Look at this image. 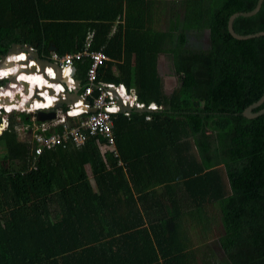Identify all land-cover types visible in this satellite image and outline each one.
<instances>
[{"label": "trees", "instance_id": "1", "mask_svg": "<svg viewBox=\"0 0 264 264\" xmlns=\"http://www.w3.org/2000/svg\"><path fill=\"white\" fill-rule=\"evenodd\" d=\"M257 1L0 0V60L14 44L80 52L94 32L109 57L97 81L162 107L114 114L112 146L91 137L35 167L13 122L0 135V264H264V114L243 115L264 92V36L227 28ZM232 28L264 32V0ZM90 64H76L83 86Z\"/></svg>", "mask_w": 264, "mask_h": 264}, {"label": "built area", "instance_id": "2", "mask_svg": "<svg viewBox=\"0 0 264 264\" xmlns=\"http://www.w3.org/2000/svg\"><path fill=\"white\" fill-rule=\"evenodd\" d=\"M93 38L94 32H90L85 48L80 52L65 55L51 52L49 58L40 56L42 60L51 63L49 65H42L37 58L33 57L32 54L37 51L32 47L29 51L17 52L29 58L28 62H22L24 66L22 71L40 72L46 79L47 83L43 86L51 97V105L46 103L47 100L44 99L43 90L38 83L35 84H38L39 88L34 87L35 85L31 82L23 83L20 75L11 74L10 70L6 75H0V135L15 122V131L19 139L34 145L33 167L36 166L38 157L45 151L57 147L81 148L91 137L107 139L112 146L115 141L114 114L122 113L130 116L133 110L148 109L153 112L162 109L155 103L146 105L141 102L136 91L129 90L124 84L97 81L98 71L104 62L109 61V57L101 50L92 49ZM12 54L13 52L4 55L5 59H1L0 63L2 61L7 63L0 65V69L13 66L8 61ZM86 58L90 59L91 64L87 72L86 86H83L82 81L76 76V64ZM47 84H54L57 89L53 88L52 91ZM11 89L14 90V96L8 97ZM74 93H77L76 98ZM38 101H43L46 105L39 107ZM64 105L66 108L63 107ZM39 112H53L56 117L40 121ZM24 116L29 118L24 119ZM150 119L151 117L148 116L147 120ZM97 142L100 144L99 139ZM102 149L105 151L106 146Z\"/></svg>", "mask_w": 264, "mask_h": 264}, {"label": "water", "instance_id": "3", "mask_svg": "<svg viewBox=\"0 0 264 264\" xmlns=\"http://www.w3.org/2000/svg\"><path fill=\"white\" fill-rule=\"evenodd\" d=\"M263 0H258L257 1V4L255 6V8L249 12H240V13H234L233 15L230 16L229 20H228V24H227V28H228V31L230 33V35L237 39V40H247V39H251V38H255V37H260V36H264V32H258V33H255V34H250V35H238L237 33H235V31L233 30L232 28V25H233V21L236 17L238 16H242V17H250V16H253L255 15L260 7H261V4H262ZM31 47H28V46H21V45H17V44H14L12 46V48L10 49L9 53L11 52H19V50H26V51H29ZM50 51L51 52H57V48L56 47H51L50 48ZM33 57L37 58L41 63L42 65H46V64H51L47 61H44L40 58V54L38 52H34L33 54ZM2 59L4 60L5 57L2 56ZM5 62L2 61L0 63V65H5L4 64ZM75 71V69L73 70ZM26 93H28V91H26ZM74 97L76 98L77 97V93H74ZM264 101V92H263V95L262 97L260 98V100L256 103H254L253 105H251L250 107L246 108L243 112V115L249 119L251 118H255V117H258L262 114H264V108L259 110L258 112L256 113H253L252 110L257 108L259 105L262 104V102ZM141 113H147V112H151L150 110L148 109H145L143 111H140ZM56 117L55 113H45V112H39L38 113V119L40 121H45V120H51V119H54Z\"/></svg>", "mask_w": 264, "mask_h": 264}, {"label": "bare ground", "instance_id": "4", "mask_svg": "<svg viewBox=\"0 0 264 264\" xmlns=\"http://www.w3.org/2000/svg\"><path fill=\"white\" fill-rule=\"evenodd\" d=\"M18 56H21V58H19ZM28 59L29 58L26 55H19L17 52H13L12 57L8 60L11 64H13V66L10 67V68H8V66L5 67V68H1L0 69V75L1 76L6 75L7 72L10 70L9 73H11L13 75H18V76L20 75V80L23 83L25 82V83L29 84L31 82V83H33L35 85L34 87H38V88H39V85H41V89L43 90V93H44V99L47 100L46 103L51 105V103H50L51 102V97L46 93L47 89L43 86L44 84L46 85L47 82H46V79L42 76V74L40 72H37V73L36 72L25 73V71H22V67H24L22 62H28L29 61ZM16 62H18V63H16ZM6 63L7 62H5L4 64L6 65ZM17 64H19V65H17ZM16 66H19L18 70H17ZM29 74H31V75H29ZM34 78L36 80H34ZM35 83H38L39 85L35 84ZM47 85L49 87H51L52 91H53V88L57 89V86L54 85V84H52V85L47 84ZM48 86H46V87H48ZM9 93L10 94L8 95V97L14 96V90L13 89H11L9 91ZM42 102L43 101H38L37 105L39 107H42V105L45 106L46 105L45 102H43V103Z\"/></svg>", "mask_w": 264, "mask_h": 264}, {"label": "rangeland", "instance_id": "5", "mask_svg": "<svg viewBox=\"0 0 264 264\" xmlns=\"http://www.w3.org/2000/svg\"><path fill=\"white\" fill-rule=\"evenodd\" d=\"M205 36H206V34H204V39H206ZM190 38H192V37H190ZM201 38H203V35L201 36ZM18 57L21 58V56H18ZM158 61H159L158 70H159L160 76L162 78L164 91L167 95H170L178 85L177 78L174 74L173 65L171 63L170 58H168V55L162 56V58L159 57ZM16 63H18V62H16ZM17 65H19V64H17ZM16 68L18 70L19 66H16ZM0 151H4L3 142L0 143ZM87 171H88L90 177L92 178V173H91L89 166H87ZM214 229L215 230L213 231L214 233L212 234L213 235L212 239L214 238V235H218L219 233L222 232L221 231L222 229L219 226L217 228H214ZM218 251H219V249H218Z\"/></svg>", "mask_w": 264, "mask_h": 264}, {"label": "crops", "instance_id": "6", "mask_svg": "<svg viewBox=\"0 0 264 264\" xmlns=\"http://www.w3.org/2000/svg\"><path fill=\"white\" fill-rule=\"evenodd\" d=\"M162 56H166V55H161L160 58H162ZM168 58H170L169 55H168ZM171 61H172V60H171ZM167 62H168V61H167Z\"/></svg>", "mask_w": 264, "mask_h": 264}]
</instances>
